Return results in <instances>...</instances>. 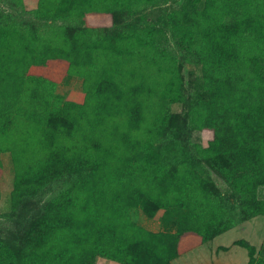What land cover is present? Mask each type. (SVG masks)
<instances>
[{
    "label": "rangeland",
    "instance_id": "374dc122",
    "mask_svg": "<svg viewBox=\"0 0 264 264\" xmlns=\"http://www.w3.org/2000/svg\"><path fill=\"white\" fill-rule=\"evenodd\" d=\"M60 2L61 0H0V14L13 20L24 33L35 34L39 38L33 37L37 41L38 52L47 47L52 48L48 46L52 42L57 47L52 48L56 50L53 52L57 56L66 54L58 50L66 48L65 35L73 38L84 29L92 31V37L98 40L97 49L93 52V62L96 69L98 66L101 68L98 69L99 75L104 76L110 71V80L114 79L115 83L126 90L137 87L132 90L142 102L141 120L136 126L129 127L123 123L126 115L109 116L105 110L103 122H94V103L90 101L88 94V88L94 80L91 84L84 69L78 73L69 69L73 65L79 66L80 61L87 60L77 50L70 52L69 48L70 61L58 59L45 64L26 62L27 72L23 76L24 85L20 90L23 92L16 95L14 101L17 104H11L7 114L11 113L8 119L10 125L0 134V264H20L16 255L25 254L34 248L40 238L41 220L50 205L69 188L74 187L83 174L87 176L91 171L87 169L80 174L67 169L44 181L31 178L35 174L34 170L48 157L44 155L47 150L42 145L43 138L51 144V150L66 147V157L81 155L86 158V162H99L102 166L100 172L111 175L113 186L105 188L100 182L97 194L104 190L109 193L115 187H120L114 179L124 181L125 185L129 184L132 191L142 196L143 200L140 199L141 202L132 208V221L148 231L175 232L178 225L174 221L188 220L191 207L197 208L206 222L215 218L216 209L224 210L237 222L234 228L218 240H214L215 236L201 243L184 253L178 263V257L174 259L175 264H250L249 250L240 244L241 241L255 247L257 259L264 258V218L244 221L241 197L220 170L234 169L237 163L235 157L240 150L237 148L238 144L227 137L214 147L213 130L205 128V125L198 127L195 123L192 109L207 102L210 92L206 88L204 67L198 60L196 50L185 48L181 39L174 35L176 24L187 27L196 23L207 0H93L99 8L96 12H92L94 10L88 5L82 10L71 8L69 2L65 3L62 10ZM45 5L58 14H39L38 9L45 8ZM254 6L251 8L254 9ZM109 9L117 11L104 13ZM261 13L264 14V9ZM226 18H229L226 14L218 16L220 20ZM232 19L231 16L229 20ZM221 22H217L214 27H218ZM134 26L161 29L164 34L161 50H136L134 56L119 59V55H114L112 50L102 49L107 39L128 37ZM262 36L264 38V32ZM255 48L257 52L263 46L257 45ZM175 64L179 70L182 93V98L178 101H172L169 97L171 81H177L172 70ZM255 67L252 71L264 70V64ZM255 75L251 78L254 87L248 89L250 92L255 91V98L261 100L264 82L259 77H254ZM32 77L48 81L52 88L51 94L39 91V101H32L25 94L28 88L34 89L36 85ZM102 78H98L97 82ZM102 83L105 86L106 80ZM234 87L231 80L225 82V89L230 91ZM77 105L86 108V112L80 111L82 109ZM56 108L60 111L59 117L53 116L51 120L61 123L62 127L49 133L38 130L37 119L23 113L28 110L39 118L45 114L43 111ZM65 108L72 113V118H77L67 122L64 117ZM164 114L167 115V123L161 130L158 128L159 118ZM65 125L69 132L64 131ZM75 126H82L83 130L75 131ZM231 143L235 148L233 153L229 148ZM207 150H212L211 159L216 165L213 166L204 156ZM55 156L60 157L57 154ZM62 159H65L64 156ZM243 167L238 173L256 176L246 165ZM19 177L20 190L17 186ZM174 178L176 184L173 185L176 186L167 192L170 179ZM194 179L197 184H204L207 192L205 189H196ZM128 192L126 190L125 199L132 195L129 192L128 196ZM145 193L171 198L172 206L168 216L165 208L159 209L153 217L148 215L144 210L148 205L153 208L155 204L143 197ZM257 197L264 199V185L258 188ZM187 230L190 229L187 227ZM213 232L210 229L209 235ZM69 242V237L60 233L58 244L52 243L50 249H56L60 245L66 247ZM107 259L109 258L95 255L87 264H105ZM113 263L119 264L117 261Z\"/></svg>",
    "mask_w": 264,
    "mask_h": 264
},
{
    "label": "trees",
    "instance_id": "16d2710c",
    "mask_svg": "<svg viewBox=\"0 0 264 264\" xmlns=\"http://www.w3.org/2000/svg\"><path fill=\"white\" fill-rule=\"evenodd\" d=\"M67 2L71 4V8L77 7L82 10L85 5H88L94 10L92 12L99 11L93 0L72 2L61 0L60 9L63 10ZM252 5H255L254 9L251 8ZM263 9L264 0H207L206 7L195 24L187 27L178 24L174 26V35L181 39V43L185 44L184 47L196 50L198 60L204 67L206 88L210 92V99L207 102L192 109L195 123L198 127L202 128L205 125V128L213 130L215 133L212 141L214 147L220 145L219 143L228 137L231 142L235 141L238 144L237 148L240 149L235 157L237 163L234 169L220 170L223 177L231 183L241 197L244 221L264 216V200L257 197L258 188L264 185V85H262L261 100L255 98V91L250 92L248 89V87H254L251 81L253 74H256L254 77H259L262 83L264 82V70L252 71L256 69L255 66L264 64V38L262 36L264 14L261 13ZM112 11L117 10L109 9L104 13ZM38 13L45 16L58 14L46 5L45 8L38 9ZM221 14H226L229 18L232 16V21L229 18L218 19ZM217 22L221 23L218 27H214ZM92 36H94L93 32L87 29L73 38L67 34L65 35L66 48H58L59 52H66L65 55L57 56L53 52L56 50L52 49L57 47L53 46L52 42L48 45L52 48L47 47L51 52L45 48L42 53L43 50L38 52L36 49L38 45L35 39L39 38L35 34L24 33L13 20H8L5 15L0 14V134L10 125L8 119L11 113L8 116L7 114L11 104L16 105L17 101L16 103L14 101L16 95L23 92L20 90L24 85L23 76L27 72L26 62L35 61L45 64L58 59L70 61L68 59L70 52L74 50H77L80 56H84L87 60L86 62L80 61L79 66L73 65L72 69H69L73 73L82 72L84 69V74L91 84L94 80V85L88 88L90 101L94 103L92 108L95 114L94 122L102 123L105 119L103 112L106 110L109 116L126 115L127 118L123 120V123L129 127H134L139 123L142 102L132 90L137 87L126 90L120 84L115 83L114 79L110 80V71L104 76L99 75L98 69L101 68L98 66L96 69L97 66L93 62V52L97 49L98 40ZM163 39L164 34L161 29L134 26L128 37L107 39L102 49L112 50L114 55H119V59L130 58L135 55L136 50L143 52L147 49H156L160 51ZM257 45L263 48L255 52ZM172 70L177 81H171L169 97L172 101H178L182 98V93L176 64ZM35 77H32V81L36 83L34 89L33 87H31L33 90L28 88L25 94H28L32 101H39L37 97L39 91L51 94L52 88L48 81ZM98 78H102L99 83ZM104 80L106 83L102 86ZM228 80L235 84L230 91L224 88ZM18 107L21 112L20 105ZM77 107L82 109L80 111L86 112V108L83 107V109L78 105ZM58 110L56 108L43 111L47 115L43 114L39 118L28 110L23 113L37 119L38 130L49 133L62 127L61 123L51 120L53 116L59 117L60 111ZM64 117L67 122L77 118H72V113L66 108ZM159 121L158 128L162 130L166 126L167 115L164 114ZM14 123L15 121L12 124ZM78 129L83 130L82 126L79 128L75 126V131ZM64 131L69 132L67 125L64 126ZM43 139L41 140L42 145L47 150L44 155L48 157L38 169L34 170L35 174L31 178L44 181L67 169L78 171L80 174L87 169L91 171L87 176L83 174L74 187L69 188L50 205L41 220L40 238L34 248L25 254L16 255L20 264H87L95 255H102L121 264H173L172 261L177 257L237 225L234 218L228 216L224 210H214L216 211L215 218L206 222L198 209L191 207L188 220L174 221V224L178 225L175 232L148 231L132 221L131 210L141 202L142 196L134 193L129 184L125 185L124 181L114 179L120 187H115L109 193L104 190L97 194L100 182L105 188L113 186L110 180L111 175L100 172L102 166L99 162H86V158L81 155L75 158L66 157L68 156L66 147L51 150V144L45 138ZM229 148L231 153L235 152L232 143ZM205 153L206 159L212 165H216L211 159L212 150H207ZM56 154L60 157H56ZM62 156L65 159H62ZM244 165L256 176L238 173L244 169ZM20 178L17 179L19 190ZM170 183L167 192L176 186L173 185L176 184L175 178L170 179ZM193 184L197 186L196 189L206 191L204 184H197L196 179L193 180ZM126 190L132 194L130 196L128 192L127 195L130 197L127 199H125ZM143 197L155 204L153 208L148 205L144 210L148 215L153 217L162 208H165L167 216L171 212V198L161 195L154 196L152 193H145ZM199 223L202 224L199 225ZM187 227L190 230H187ZM210 229L214 231L211 236L209 235ZM188 231L194 233L189 234ZM60 233L69 237V244L66 247L60 245L56 249H50L52 243L58 244ZM240 244L249 250L250 264H264V258H256L255 247L246 241H241Z\"/></svg>",
    "mask_w": 264,
    "mask_h": 264
},
{
    "label": "crops",
    "instance_id": "0c3cea01",
    "mask_svg": "<svg viewBox=\"0 0 264 264\" xmlns=\"http://www.w3.org/2000/svg\"><path fill=\"white\" fill-rule=\"evenodd\" d=\"M261 200H264V199H261ZM258 218H261V219H262V218H264V216H257V217H254L253 220H258ZM251 221H252V220H251ZM251 221L248 220V222H251ZM229 231H230V230H228V231H226V232H224V233H222V234L216 236L214 240H218L219 238H221V236H223L224 234L228 233ZM183 256H184V255H181V256L178 257V259H177V263H178V260H180ZM233 261H235V260H233ZM113 262H115V261L110 260V259H107L105 264H114ZM119 264H120V263H119ZM173 264H175L174 261H173Z\"/></svg>",
    "mask_w": 264,
    "mask_h": 264
}]
</instances>
